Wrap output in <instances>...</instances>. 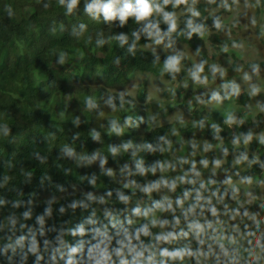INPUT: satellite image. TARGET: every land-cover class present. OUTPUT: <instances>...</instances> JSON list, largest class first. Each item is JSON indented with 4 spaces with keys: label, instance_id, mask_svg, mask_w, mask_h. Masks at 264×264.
Returning <instances> with one entry per match:
<instances>
[{
    "label": "clouds",
    "instance_id": "obj_1",
    "mask_svg": "<svg viewBox=\"0 0 264 264\" xmlns=\"http://www.w3.org/2000/svg\"><path fill=\"white\" fill-rule=\"evenodd\" d=\"M51 2L37 0L45 9ZM55 4L66 16H71L81 0H55ZM261 9H264V0H242V3L241 0H83L84 15L96 24L112 27L118 22L123 27L132 18L136 26L127 33L106 35L102 29L95 30V46L99 49L107 45L111 49L115 42L123 48V57L112 58L114 65H119L123 58L136 57L149 50L156 78L164 85L155 91L167 93V102L151 93L146 96L145 102H155L159 109L149 108L147 116L132 114L137 95L129 88L106 90L99 97L84 96L83 112L106 118L107 124L102 123L100 128L116 136H123L142 123L149 130L162 128L161 111L167 114L168 106L175 108L178 103L185 104L189 113L203 109L211 113L219 109L223 122H216L208 114L186 118L177 109L174 115L167 116V131L156 135L153 141L128 139L108 144L107 154L99 149L91 153L77 151L74 142L80 133H75L71 137L73 143L60 144V157L73 161L76 167L98 163L100 175L112 178L119 187L103 194L85 191L66 205H60L56 209L59 214L68 210L75 212L77 208L88 210L89 214L74 226L59 228L46 227L58 202L56 196L48 198L43 211L34 216L31 199L17 198L10 202L0 195V208L9 203L12 209L23 208L0 216V256L6 257L8 264H27L30 255L34 257L33 264H264V159L259 150L249 151L254 140L260 147L264 146V130L254 131L252 127L239 130L253 111L264 114V99H255L264 93L261 80L264 59L258 56L234 59L230 52V49L245 48L244 40L234 35L242 20L246 27L255 30L256 40H264V23L257 16ZM3 12L8 18L17 15L10 3L4 4ZM225 13L231 15L230 23H225ZM209 18L211 25L207 23ZM58 29L63 33L65 25L59 24ZM51 31L55 34L57 28ZM87 32L88 24L80 21L71 27L70 36L79 41ZM213 34L224 38L216 53V62H211V54L205 56L200 47L194 52L198 61L184 48L177 47L179 40L190 41L194 35L207 45L206 38ZM142 38L146 42L141 43ZM92 40L89 34L85 43ZM158 48L167 53L163 60ZM223 53L228 54L226 64L219 62ZM53 55L58 65L73 59L64 49H54ZM75 58L84 59V53L77 50ZM230 70L234 73L231 77ZM137 75H146L149 81L153 79L151 71ZM190 84L194 94L185 99L181 93L178 100L177 89L187 90ZM242 93L248 102L241 109L226 111L225 104L238 100ZM102 105L120 115H106ZM60 116L63 118V111ZM262 119L264 116L257 115L250 120L258 126ZM72 123L79 126L80 117H72ZM225 126L231 130L227 142L221 135ZM186 129L192 130L191 138L186 139L182 134ZM205 129L211 130L212 140L196 137L197 131ZM49 135L55 140L54 134ZM88 135L93 141L102 140L97 128H92ZM10 136V125L0 122V139ZM185 145L187 153L181 154ZM212 151L218 155L210 159L206 154ZM142 153L159 154L161 158L148 164ZM124 154L129 159L118 169L106 166L109 156L118 160ZM35 158L40 164L47 160L38 152ZM253 165L259 166L258 175L241 174ZM13 167L11 160L6 162L7 169ZM21 174L25 182L31 181L34 175L23 169ZM136 176L144 177V182H139ZM149 176L156 178L149 179ZM78 179L86 180L93 188L101 186L96 173ZM13 180L7 172L0 175V189L7 188ZM45 181H51L47 172L40 177L41 184ZM56 188L65 191L63 185L57 184ZM17 196L22 197L23 193L17 191ZM116 203L125 207L116 208L113 206ZM33 216L35 224L29 225L27 221ZM48 232L56 234L48 238ZM68 235L79 239L70 243L66 239Z\"/></svg>",
    "mask_w": 264,
    "mask_h": 264
},
{
    "label": "trees",
    "instance_id": "obj_2",
    "mask_svg": "<svg viewBox=\"0 0 264 264\" xmlns=\"http://www.w3.org/2000/svg\"><path fill=\"white\" fill-rule=\"evenodd\" d=\"M5 3L13 5L17 12L15 18H8L3 12ZM257 16L260 22L264 23V9L258 10ZM224 20L225 23H230L231 15L225 13ZM80 21L88 24V32L85 34V38L77 41L70 36V30L74 24ZM61 23L65 25L63 33L58 29V25ZM207 23L212 24L211 18L208 19ZM135 26L132 18H129L128 24L123 27L118 26V22L112 27L103 23L96 24L84 15L83 0H81L77 11L71 16H66L63 9L56 6L55 0H52L47 9L43 8L41 3H37V0H0V122H7L11 128V136L0 139V175L7 172L14 177L7 188L0 189V195L10 202L17 198H22L25 201L31 199L34 216L43 211L46 206L45 201L48 198L56 196L58 202L53 206V215L47 219L46 227H71L86 217L89 214L88 210H81L80 208H77L75 212L68 210L64 214H59L56 211L60 205H66L71 199L78 198L83 192L94 191L103 194L106 190H114L119 187L112 178L100 175L98 163L87 167H76L73 161L60 157V144L73 143L71 137L75 133H80L74 142L77 151L91 153L99 149L105 150V154H107L106 146L108 144H119L128 139L135 142L153 141L156 135L167 131L169 127L167 116H172L177 109L182 110L186 118H199L208 114L216 122H223V113L219 109H214L211 113H208L207 109L194 110L189 113L185 104L178 103L175 108L169 105L167 114L161 111L162 128L149 130L147 124L142 123L138 128L129 129L123 136H116L114 134L109 135L103 128H100L102 123L107 124L106 118L101 119L95 113L83 112L82 101L84 96L99 97L106 90L117 91L124 88H129L137 95L136 106L132 109L134 116H147L149 108L153 111L159 110L155 102L151 104L145 102L146 96L150 94L147 81H136L139 76L137 73L144 74L151 71L152 75L156 76L155 69L151 65L153 59L151 52L144 50L142 53H138L136 57L123 58L119 65H114L111 63L112 58L115 55L123 57L125 50L116 45L115 42H113L111 49L107 45L98 49L94 43V33L97 29H102L107 35L109 33H127ZM54 27L57 28L55 34L51 31ZM161 27L164 28L166 25H161ZM89 34L93 36V40L86 44L85 39ZM206 39L208 40L207 45H205L204 40L194 35L190 41L179 40L177 47L181 49L182 46L189 47V56L197 61L199 57H195L194 52L197 47H200L205 56L211 54V62H216V53H218L219 45L224 38L213 34ZM144 42L146 41L142 38L141 43ZM247 44H251V41H247ZM209 47L212 51L209 50ZM54 49L69 51L73 59L64 65L56 64L53 55ZM77 50L84 53V59L75 58ZM158 51L163 60L167 53L161 48H158ZM230 52L234 59H238L240 51L230 49ZM227 55V53L220 54L219 62L226 64L225 57ZM232 75L234 73L230 70L229 77ZM217 82L219 83V81ZM134 84L136 88L132 87ZM197 91H202V89ZM181 93H184L185 99L191 97L194 94L191 84L187 90L177 89L178 100ZM153 96L167 102V93ZM246 99V95L242 93L237 100L239 109L243 107ZM230 107L227 102L225 110H231ZM102 108L106 115H120V113L109 112L110 110L103 105ZM61 111L64 112L63 118L60 116ZM123 115H127V113ZM257 115L264 116V114L253 111L247 117L249 121L242 125L239 130L247 131L249 127H252L254 131L264 130V119L260 121L258 126L250 120L252 116ZM74 116L80 117L81 124L79 126L73 125L72 117ZM92 128L101 131V142L93 141L88 135ZM50 133L55 135V140L51 139ZM182 134L186 139L191 138L192 130L186 129ZM221 135L227 142L231 138V130L225 126ZM196 137L212 140L211 130L197 131ZM187 150V145H185L181 154H186ZM255 150H259L261 158L264 159V146L260 147L254 140L249 145V151ZM37 152L41 156L47 157L44 164H40L35 158ZM141 155L148 164L161 158L159 154L142 153ZM206 155L211 159L218 153L212 151ZM231 158L232 154L230 153L229 161ZM128 159L127 154L120 156L118 160H113L109 156L106 166L118 169L119 165ZM9 160L14 164L12 169L6 168V162ZM65 168L70 171L65 173ZM21 169L33 172L31 181H24ZM45 172L51 176V181H45L41 184L40 177ZM92 173L98 175L100 187L93 188L86 180L80 181L78 179L79 176H87ZM259 173V166L253 165L251 169L241 174L258 175ZM148 178L155 179L156 177L149 176ZM135 179L144 182V177L136 176ZM57 184L63 185L65 191L60 192L56 188ZM17 191L22 192L23 196L18 197ZM154 197L158 198V194L154 193ZM113 206L116 208L125 207L119 203ZM22 210L23 208L12 209L9 203L0 208V216ZM34 216L33 219L27 221L29 225L35 224ZM55 234V232H48L47 237L52 238ZM40 239L42 242L43 237ZM66 239L70 243H75L79 237L68 235ZM18 259L19 255H17ZM33 262L34 257L30 255L27 264H33ZM0 264H8L6 257L0 256Z\"/></svg>",
    "mask_w": 264,
    "mask_h": 264
},
{
    "label": "rangeland",
    "instance_id": "obj_3",
    "mask_svg": "<svg viewBox=\"0 0 264 264\" xmlns=\"http://www.w3.org/2000/svg\"><path fill=\"white\" fill-rule=\"evenodd\" d=\"M242 10V9H241ZM254 29L250 27L245 26V22L242 20L241 25L234 30V35L238 34V38L244 39L245 42V48L243 50H238L239 56L238 59H252L256 58L257 56L261 59H264V42L263 40H256L254 38ZM247 41H251V44H247ZM188 53L190 51L188 50L189 47L182 46ZM190 49V48H189ZM209 50L212 51V49L209 47ZM153 79L152 81H149L146 75H139L136 78V81H142L146 80L148 83L149 93L155 95H159L160 93H157L155 89L157 87H164V85L159 81V79L156 78V76L152 75ZM261 80L263 82L264 80V73L261 74ZM218 83V82H217ZM255 99H264V93H262L260 96L256 97ZM246 102H248V98L246 99ZM228 105L231 106L229 109H239V103L237 100H233L231 102H228ZM227 103L225 104L224 108L226 109ZM174 115V114H173Z\"/></svg>",
    "mask_w": 264,
    "mask_h": 264
}]
</instances>
